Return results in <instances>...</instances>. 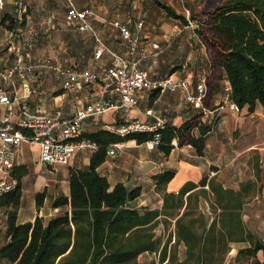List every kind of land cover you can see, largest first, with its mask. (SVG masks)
I'll return each mask as SVG.
<instances>
[{"label": "crops", "instance_id": "1", "mask_svg": "<svg viewBox=\"0 0 264 264\" xmlns=\"http://www.w3.org/2000/svg\"><path fill=\"white\" fill-rule=\"evenodd\" d=\"M169 5L176 13L188 19V14L198 11L202 0H158ZM25 9L16 13L13 0H0V84L7 93L18 95L27 104L29 111L51 113L59 110L61 116L73 113L79 104L103 97L115 101L116 94L104 91L101 82L84 83L79 88H63L61 77L48 65L80 70L87 69L95 73L103 70L114 61L112 54L129 58L127 43L121 36L118 25L126 26L136 39L137 51H142L137 66L147 71L150 79H157L171 74L185 77L189 84L185 92L195 94L194 83L202 80L205 90V77L210 66L205 48L194 31V26L168 15L165 9L154 0H73L76 7H86V16L91 30H77L63 22L65 3L63 0H23ZM188 11L186 14L185 11ZM10 16L9 25L4 16ZM140 21V26H136ZM16 45L19 50L11 49ZM102 48L98 57L96 49ZM25 49L30 58L21 62L16 60ZM138 54V52H137ZM48 60L47 64L44 61ZM31 64L29 68L27 64ZM228 86L225 78L216 81V88L211 97H205L207 105L193 104L184 97V91H158L145 89L137 92L134 107H109L92 123L89 117L82 122V132L101 128V124H118L133 118L145 120L151 125L157 118L166 125L178 126L195 113H201L200 119L210 124L205 135L202 154H197L190 144L177 145L172 140V147L162 152L155 145L149 147L145 141L136 142L133 138L122 141L121 147L114 153L106 151L104 160L96 166V171L105 176L109 186L121 182L126 190L138 187V193L127 199L125 206L138 209H161V192L155 188L154 175L172 169L173 175L165 184V190L177 193L187 181L197 183L204 178L203 185H197L182 194L183 202L173 215L159 213L154 217L151 231L160 236V243L174 242V220L183 211L189 210L182 224L192 219V227L208 226L216 219L219 206L213 202V195L208 187L219 184L222 189L240 192V220L242 225L261 241H264V193L258 190L255 175L251 170L264 156V113L259 103L252 110L246 106L237 110L228 107L224 99V88ZM204 93V92H203ZM151 109L145 114V109ZM196 134V129H193ZM36 145V144H35ZM28 143L18 146L14 165L24 164V159L32 160L31 172L40 174L41 169L52 175L40 176L29 185L25 180L29 170L20 178V200L16 210V221H30L35 215L44 221L59 214L63 207H51L53 196L62 192L67 194V168L84 167L89 162L91 150L77 148L65 164L48 165L38 160V147L34 155L25 154ZM108 148V147H107ZM107 150V149H106ZM250 172L251 174H246ZM243 182H248L247 189H239ZM45 191L42 205L34 204V193ZM29 192H28V191ZM28 192V193H27ZM189 202L185 204V196ZM27 197V199H25ZM195 219V220H193ZM151 222V221H150ZM160 229L156 234L155 229ZM169 238L167 240V237ZM229 249L222 264H234L233 256L238 246L247 245L246 240L229 241ZM179 259L184 257L183 241H178ZM152 254L153 262L158 263V252L142 251L135 257ZM168 251L166 253L167 257ZM160 264V263H159Z\"/></svg>", "mask_w": 264, "mask_h": 264}, {"label": "trees", "instance_id": "2", "mask_svg": "<svg viewBox=\"0 0 264 264\" xmlns=\"http://www.w3.org/2000/svg\"><path fill=\"white\" fill-rule=\"evenodd\" d=\"M154 1L168 15L184 22L192 21L194 31L204 45L210 72L205 77L202 105H207L204 99L211 97L216 81L225 78L228 86L224 95L230 101L238 108L246 106L248 110L259 103L264 113V0H202L197 12H189L188 19L169 5ZM4 19L9 25L13 22L8 15ZM200 115L195 113L178 126L166 125L163 121V126L155 130L124 136L102 128L83 131L81 136L92 141L95 148L91 150L86 166L67 168V194L58 192L50 201L51 207L63 209L46 221L38 215L30 221H16L20 178L27 172V167L21 163L14 165L10 174L16 177L17 184L0 193V208L4 211L0 263L135 264L136 255L146 250L157 251L160 264H222L229 249L228 242L246 240L247 245L236 248L234 264H264V241L241 223L239 209L243 198L240 192L222 189L208 180L213 202L220 208L216 219L203 226L199 218V226L192 227L191 218L182 224V219L191 212L183 210L174 220L175 239L168 246L166 240L160 243V236H154L152 220L159 213L173 215L183 202L182 194L203 185L205 179L201 178L197 183L187 181L173 193L164 191L173 170L161 171L154 175L155 188L161 192V209L139 211L125 206L126 200L138 193V187L126 190L121 182L110 187L106 177L96 171L110 142L130 138L144 142L154 132L158 133L155 146L164 153L171 149V142L175 140L177 145L190 144L197 154H202L210 124L203 122ZM255 174L260 190V183H257L260 182L259 169ZM248 186V182H243L239 189ZM189 194L185 196V204L189 202ZM44 195L43 189L34 193L36 208L42 205ZM180 240L184 244L181 259L176 254Z\"/></svg>", "mask_w": 264, "mask_h": 264}, {"label": "built area", "instance_id": "3", "mask_svg": "<svg viewBox=\"0 0 264 264\" xmlns=\"http://www.w3.org/2000/svg\"><path fill=\"white\" fill-rule=\"evenodd\" d=\"M65 3L63 22L77 30L89 29L90 24L86 20L90 12L88 8H78L73 0H63ZM16 13L21 14L25 9L23 0H13ZM188 14V11H185ZM141 22L136 21V26ZM188 20V25H192ZM121 36L127 43V55L129 58L118 54H112L114 61L107 66L102 73H95L87 69H70L48 64L60 77L63 88H79L84 83L101 82L104 91L116 94L115 101H109L103 97H97L89 102L79 104L73 113L63 117L59 110L51 113L34 111L27 108L25 101L18 95L9 94L0 84V193L13 189L17 184L15 176L10 174L13 167L16 152L20 143L36 144L38 147V160L44 164H65L72 153L80 147L89 150L95 148V144L82 137V122L89 117L92 123L97 124L99 115L109 107L131 108L137 103V92L145 89H157L158 91H186L188 80L185 77H174L167 74L164 77L150 79L147 71L137 66L142 51H137L135 37L124 25H118ZM11 49L19 50L16 45ZM102 48L94 52L98 57ZM138 52V54H137ZM29 59L27 49L19 53L16 60L21 62ZM48 60L44 61L47 64ZM31 64H27L29 68ZM195 94L185 92V99L193 104L198 103L199 97L204 92V83L198 80L194 83ZM226 90V87L224 88ZM228 107L237 110V105L224 95ZM145 114H150L151 109H145ZM163 126V120L157 118L154 125L145 120L133 118L118 124H101V128L119 136H124L136 131H150ZM158 141V133L145 141L151 147ZM122 145V141L110 142L107 148L108 154H114Z\"/></svg>", "mask_w": 264, "mask_h": 264}, {"label": "rangeland", "instance_id": "4", "mask_svg": "<svg viewBox=\"0 0 264 264\" xmlns=\"http://www.w3.org/2000/svg\"><path fill=\"white\" fill-rule=\"evenodd\" d=\"M32 146H30L29 150H27V147L25 148V154L27 155H34L36 153V145L35 144H30ZM24 163L27 165V170H29V174L27 176V179L25 180V182H27L29 185H33V181L36 179L37 177V172H31V168L33 166V161L30 159H24L23 160ZM259 169V176H260V191H263L264 193V156H262L261 161H258L255 166L252 168L251 172L252 174L256 175V170ZM40 174H38L37 179L41 180L40 176L46 177L47 174L48 175H52V173L50 171H46L44 168L40 170ZM246 174H251L250 172H247ZM256 179V176H255ZM28 191V190H27ZM29 192V191H28ZM27 192V193H28ZM27 199V197L25 198ZM3 223H4V211L2 208H0V243L2 242V230H3ZM155 233L159 234L160 233V229H155ZM177 249L180 252V246H177ZM137 264H150L151 262H153V255L152 254H143L138 256V260H137ZM3 264V263H0ZM154 264H159L157 262H155Z\"/></svg>", "mask_w": 264, "mask_h": 264}]
</instances>
